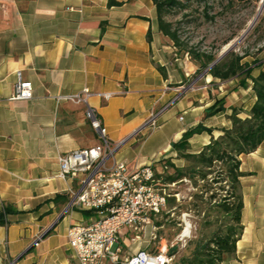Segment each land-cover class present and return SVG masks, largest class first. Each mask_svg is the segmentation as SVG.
<instances>
[{
  "label": "crops",
  "instance_id": "crops-1",
  "mask_svg": "<svg viewBox=\"0 0 264 264\" xmlns=\"http://www.w3.org/2000/svg\"><path fill=\"white\" fill-rule=\"evenodd\" d=\"M115 1L121 5L0 0V208L8 204L17 211L0 226V264H76L67 231L89 224L95 214L69 208L79 184L57 176L58 157L100 143L88 107L102 120L107 139L119 145L108 165L123 161L134 170L155 161L159 167L166 159L184 167L173 141L200 123L217 138L231 126L230 107L242 106L239 117L246 118L255 103L250 80L242 87L237 79L221 82L206 75L197 83L190 76L194 64L189 71L188 61L173 60L152 0ZM260 72L264 63L251 75ZM18 76L31 82L32 99L8 100ZM83 89L92 93L87 104L67 99ZM105 93L111 95L107 100L100 96ZM222 97L226 111L204 118L205 109ZM152 116L156 126L146 127ZM210 139L207 132L194 135L190 151L198 153ZM240 171L243 229L235 257L223 264H264V141L240 157ZM150 223L142 225L138 239L122 229L118 242L125 253L138 248L156 253L159 245L168 246L165 239L151 240Z\"/></svg>",
  "mask_w": 264,
  "mask_h": 264
},
{
  "label": "trees",
  "instance_id": "trees-1",
  "mask_svg": "<svg viewBox=\"0 0 264 264\" xmlns=\"http://www.w3.org/2000/svg\"><path fill=\"white\" fill-rule=\"evenodd\" d=\"M152 2L157 12L158 30L172 43L173 60L185 57L192 60L196 66L194 77L206 72L204 76L210 75L221 82L237 79L242 87L248 85L247 80L252 82L256 100L247 112L248 117H239V114L244 112L242 108L230 107L231 114L226 118L230 120L231 126L222 129V134L217 138L211 135L213 130L202 123L188 129L180 139L171 144L172 150L176 152V158L183 159L185 166L178 168L170 159L162 160L159 162L161 173L156 175L161 188L165 190L170 185L184 180L192 183L197 192L192 194L191 209L196 214L198 223L195 236L187 240L183 248H180L178 241L170 243V239L179 235L182 230V222L170 218L174 216L177 208H181V203H177L176 198L166 190L168 195L165 197V205L158 214L151 215L153 225L157 229L154 243H159L162 239L168 242V255L173 256L172 264H223L224 261L235 257L236 243L243 229L240 178L244 173L240 171V157L256 151L264 141V72L252 77V69L242 62L248 53L240 55L232 50L211 66L218 58L219 50L202 51L185 46L179 39L177 29L165 18L171 10L177 7L185 8L186 5L180 0ZM120 5V2L108 0L109 7ZM206 17L209 20L213 19L207 13ZM158 70L165 77L163 68L158 67ZM225 103L224 97L215 98L213 104L205 109L204 118L225 112L227 109ZM203 132L211 136L210 142L198 153H192L189 139ZM16 212L11 205H2L0 226L7 224L8 216ZM171 229L174 230L173 234L167 235V230Z\"/></svg>",
  "mask_w": 264,
  "mask_h": 264
},
{
  "label": "built area",
  "instance_id": "built-area-1",
  "mask_svg": "<svg viewBox=\"0 0 264 264\" xmlns=\"http://www.w3.org/2000/svg\"><path fill=\"white\" fill-rule=\"evenodd\" d=\"M184 59L187 61V57ZM91 95L88 89H83L67 99L87 104ZM33 96L31 82L23 81L18 76L8 100L27 101ZM100 96L107 100L111 95L105 93ZM87 118L100 143L58 157L57 176L77 180L79 184L78 191L71 192L69 208L95 214L89 224H75L67 231L68 246L76 264H172L173 256L168 255V246L159 245L156 253L139 248L125 253L118 242V235L125 227L131 229L135 239H138L143 231L142 225L151 224V215L158 214L165 205L168 194L156 179L161 167L156 165V161L134 170H130L123 161L114 160L108 165V160L113 158L119 145L107 139L102 120L90 107L87 109ZM155 126L152 116L146 127ZM156 230L153 225V242L157 238ZM186 237L189 235L181 234L177 238L180 248L185 246Z\"/></svg>",
  "mask_w": 264,
  "mask_h": 264
},
{
  "label": "rangeland",
  "instance_id": "rangeland-1",
  "mask_svg": "<svg viewBox=\"0 0 264 264\" xmlns=\"http://www.w3.org/2000/svg\"><path fill=\"white\" fill-rule=\"evenodd\" d=\"M180 1L186 5L185 8L177 7L165 17L177 29L180 41L185 46L195 50L211 52L219 50L218 54L228 45L235 43L244 34L261 7V0L259 2H254L253 0ZM206 13L213 19L209 20L206 17ZM229 39L231 40L226 45H223ZM263 46L264 5L252 28L232 51L240 55L248 53V56L242 62L253 69L264 63ZM187 61L189 62H187L189 65L187 66L188 70L192 71L193 68L190 63H194L188 57ZM192 73L190 76L194 77L195 71ZM203 77V73L195 77L197 78V83L201 82ZM215 91L219 90L215 88ZM247 102L250 103V97ZM235 107L237 109L242 108V106L237 105ZM166 190L176 198L177 203H181V208H177L174 216L172 215L170 218L180 220L182 222V230L179 235L170 239V243L177 242V238L182 234L187 224L189 225V233L187 234L189 237H186V241L192 239L196 234L198 218L191 209V202L192 194L197 192V189L193 187L191 182L184 180L170 185ZM173 232L174 230L172 229L167 230V235H171Z\"/></svg>",
  "mask_w": 264,
  "mask_h": 264
},
{
  "label": "water",
  "instance_id": "water-1",
  "mask_svg": "<svg viewBox=\"0 0 264 264\" xmlns=\"http://www.w3.org/2000/svg\"><path fill=\"white\" fill-rule=\"evenodd\" d=\"M264 5V0H261V7L256 15V17L254 18V20L252 21V23L249 25V27L246 29V31L244 32V34L232 45H228L227 47H225L219 54L218 58L216 59V61L211 65L213 66L215 63H217L224 55H226L229 51H231L238 43L239 41L249 32V30L252 28V26L254 25V23L256 22V20L258 19V16L262 10V7ZM206 74V72L203 73V76ZM46 233H44L42 235V237L45 235ZM37 242L35 241L33 245H35Z\"/></svg>",
  "mask_w": 264,
  "mask_h": 264
},
{
  "label": "bare ground",
  "instance_id": "bare-ground-1",
  "mask_svg": "<svg viewBox=\"0 0 264 264\" xmlns=\"http://www.w3.org/2000/svg\"><path fill=\"white\" fill-rule=\"evenodd\" d=\"M189 233V225L187 224L186 228L182 232V235H187Z\"/></svg>",
  "mask_w": 264,
  "mask_h": 264
}]
</instances>
